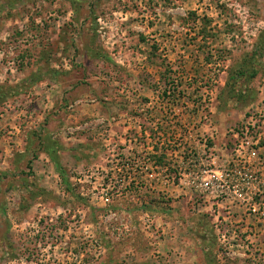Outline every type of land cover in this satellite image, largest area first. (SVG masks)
<instances>
[{
	"label": "rangeland",
	"instance_id": "obj_1",
	"mask_svg": "<svg viewBox=\"0 0 264 264\" xmlns=\"http://www.w3.org/2000/svg\"><path fill=\"white\" fill-rule=\"evenodd\" d=\"M261 38L264 0H0V264H264Z\"/></svg>",
	"mask_w": 264,
	"mask_h": 264
},
{
	"label": "built area",
	"instance_id": "obj_2",
	"mask_svg": "<svg viewBox=\"0 0 264 264\" xmlns=\"http://www.w3.org/2000/svg\"><path fill=\"white\" fill-rule=\"evenodd\" d=\"M251 128L254 129L255 125H253V126L251 125ZM233 133L235 134V138H237V139L239 138L240 141L242 140L241 142H239L237 149L235 150V153H236L235 159H237V161H238L242 158V155H243V152L245 151V149H250L249 148L250 145L248 142V140H249L248 135L250 132H249L248 128H245L244 130L239 129V131H237V132L233 131ZM260 141H261V138L260 137L257 138V141H256L257 143L253 146L257 147L259 145ZM251 150H253V149H251ZM253 153H254V150H253Z\"/></svg>",
	"mask_w": 264,
	"mask_h": 264
},
{
	"label": "trees",
	"instance_id": "obj_3",
	"mask_svg": "<svg viewBox=\"0 0 264 264\" xmlns=\"http://www.w3.org/2000/svg\"><path fill=\"white\" fill-rule=\"evenodd\" d=\"M263 45H264V41H263V38H261L259 45L256 47V52L257 53L260 52L262 54L263 47H264ZM243 75L246 76L247 75V71H244L243 72ZM255 77H256V74L252 73L251 79H254ZM50 157L53 159L54 155L51 154ZM57 167L59 169L60 168V165H58Z\"/></svg>",
	"mask_w": 264,
	"mask_h": 264
}]
</instances>
